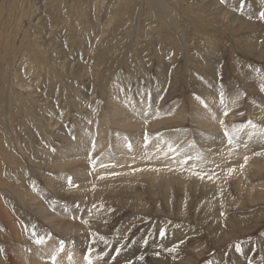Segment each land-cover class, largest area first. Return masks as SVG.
I'll use <instances>...</instances> for the list:
<instances>
[{
	"label": "rangeland",
	"instance_id": "1",
	"mask_svg": "<svg viewBox=\"0 0 264 264\" xmlns=\"http://www.w3.org/2000/svg\"><path fill=\"white\" fill-rule=\"evenodd\" d=\"M16 1L0 0V98L2 102L10 98L5 114L11 127L0 124V176L10 191L0 186V264H6L7 255L17 264L19 246L31 251L43 247L34 243L33 226L39 235L50 234L47 243L63 240L69 248L80 236L83 255L89 232L105 236L109 245H93V264H264V169L249 171L247 186L241 188L224 177L222 187L173 184L165 190L138 183L135 193L111 190L129 185L125 181L108 189L100 183L95 191L90 184L81 192V183L78 188L69 187L68 172L61 175L49 162L84 126L96 133L100 128L118 130L108 119L109 100L122 104L134 100L136 93L145 100L150 92L156 101L153 108L158 107L161 114L149 119L143 132L176 133L187 153L197 148L194 136L200 132L191 113L204 108L195 97L207 104L216 101L215 110L210 103L209 107L220 116L217 90L221 82L231 109L224 118L229 127L249 119L264 127V92L260 90L264 20L259 18L264 0H28L22 24L10 21ZM163 3L173 13L182 43L160 22ZM21 84L30 93L22 95ZM237 94H241L238 107L231 103ZM151 122L162 125L151 129ZM4 127L11 131L16 148ZM46 133H51V141ZM94 139L97 143V136ZM189 142L195 147H188ZM255 143L256 149L264 145ZM96 153L93 158L104 152ZM6 155L10 161L2 158ZM242 160L236 157L234 166L239 167ZM54 177L64 189L62 194L49 192L52 202L78 210L68 219L79 224L80 230L52 229L23 201L24 194L37 192L33 188L54 190ZM139 188L143 191L138 196ZM40 201L50 213L56 210L41 197ZM93 204L97 208L89 213ZM2 205L10 217L2 218ZM109 208L114 211L108 212ZM161 228L167 230L165 240L159 239ZM12 231L18 236L14 238ZM176 244V252L166 251ZM121 245L125 247L113 261ZM107 249L106 256L96 258Z\"/></svg>",
	"mask_w": 264,
	"mask_h": 264
},
{
	"label": "bare ground",
	"instance_id": "2",
	"mask_svg": "<svg viewBox=\"0 0 264 264\" xmlns=\"http://www.w3.org/2000/svg\"><path fill=\"white\" fill-rule=\"evenodd\" d=\"M143 1L144 0H141L140 3H142ZM29 3L30 2L28 0H27V2H26V0H17L15 3V6L13 7V10H11L12 12L10 15V21L12 20V22L15 21L14 23H16V24H18V23L22 24V22L24 21L23 18H25V16L27 17V10H29V9H27V7L30 5ZM16 5H17V8H16ZM31 7H33V4ZM162 12H163L162 16L164 15V17L160 18V22H163L162 24H166V26H168L170 28L171 33L176 34V37H178L180 39V42L182 43V39H181V37L177 31L179 27L177 26V24L174 21L173 13L171 14V11L167 9V7L164 3L162 4ZM21 19L23 20L22 22L20 21ZM19 27H20V25H19ZM17 30H18V27L16 26L14 31H17ZM183 50H185V48H183ZM19 87H21V89H22V91H21L22 95L30 93L28 90H26L29 88L28 86H23L21 84ZM2 96H3V94H2ZM135 96L136 97L134 100H131V101L124 100L122 104L109 100L108 110H109L110 117L108 119H110V122L113 123V125L115 124V126L118 127V130H116V131L112 130L111 131L109 129L110 130L109 131L108 129L101 130V128H100L96 133L94 131V129L86 128V126H84L85 127L84 128L82 126L83 128H80L78 130V133L76 134V139L73 142H69L68 144L64 145L62 148L58 149L57 153L54 154L53 159L52 160L49 159V162L52 164V168L59 170L61 172V175L63 174L62 172H64V171L68 172L67 175L72 178L74 184L81 183V186H80L81 189L79 190L81 192H84L83 190L87 189L90 186V184H93V183H95L96 185H99L101 183V184H103L104 188L108 189L111 187H117V185H116L117 183H119L121 185L125 181H128L129 185L120 186L119 188H113L111 190L114 192H123V189H124L125 192H127V193L134 192L136 189H138L137 188L138 183H140V184L144 183L147 185L150 184L151 186L159 187V188H162L165 190L169 189L170 185H173V184L185 185V186H189V187H203V188H210V187L217 186V185H218V187L219 186L222 187L223 182H224V173L223 172H221V178L219 180H217L215 183H212L211 181H209L207 183H202L198 179L190 177V175L186 172L185 173L168 172L167 170L161 171L159 173L146 170V171H142V172H136L133 175H122V176H119L116 178L110 177L111 179L108 178L107 180H96L95 179V176L97 174L104 173L105 169H98L97 173H93V175H91V176L89 175V166H88V161L86 160L87 159V151L90 150L91 139L96 137V136L98 139L97 143H96L97 144V150L99 152L100 151L104 152L103 153L104 155L99 156V157H101V159H104L105 161H107L108 159H112V160L117 161L119 163H125V162L131 163V157L133 154H135L136 159H137V163L133 164V167L149 168V167H162L163 166L162 162L155 160V158H154V161L150 164H146L145 162L140 160V153L143 151V149L141 147L142 136L144 134L143 130H144V128L147 127V124H145L144 120L136 114L144 106V104H143L144 96L141 97L137 93ZM146 96L147 95H145V97ZM110 97H111V95H108L107 99ZM151 98H152L151 99L152 105L154 104V106H155L156 101L154 100V97H152V95H151ZM1 99L2 98H0V100ZM9 102H10V98H8L7 101L4 100L3 102L1 100V103H0V124L1 125L4 124L10 129L11 127L9 125V121L6 118V114H5L6 107L9 108ZM209 103L212 105L214 110L216 107H218L215 105L216 101L214 102V100L210 101ZM209 103H208V105H209ZM217 110H218V108L216 109V111ZM258 112H260V111H258ZM191 118H192L193 122L199 126L198 129H200V132H198V134H196V136H194L195 140H196L197 148L192 149V151L188 149V153L189 154H195L197 151H203L206 156H209V155H212V152L218 151L220 146H221L219 138L222 136V131L220 129L219 124H217L216 121L210 120L208 118V110L200 106V108L194 109L192 111ZM161 122H155V123L151 122L148 125L151 129H153L154 127H156L158 125L161 126L162 125ZM50 126L53 128L55 126V123H53V125H50ZM4 129H5V127H4ZM91 129H92V131H91ZM45 132H47V131H45ZM5 133H6V137H7L8 141H10V143L12 144L13 149L16 148L17 144H16V141L14 140V138L11 134V131H8L5 129ZM163 134L166 138L176 140V142H178V140L181 141L176 133H169V134L163 133ZM180 135H181V133H180ZM240 135L243 139H246V135H244V134H240ZM46 136L48 137V141H51V139H49L51 136V133L50 134L46 133ZM125 137H127L128 140L133 144V146H134L133 147V153H129L127 147L124 146L125 145ZM89 138H90V141H89ZM62 139L67 141V138L64 136L62 137ZM254 142H255V140L251 143V150L250 151L246 152L243 148L239 149L231 158H229L230 162L223 165L224 167H235L234 165L236 164V161H235L236 157H242L243 158L244 154H247L251 157L248 164L243 169L242 173H241L239 167H236L237 171L229 178L230 180H235L236 185L239 188H241L243 186H247L246 178L249 175L248 174L249 171L255 170L257 173V171L260 172L262 169H264V160L262 159V157L252 156V151H260V150H262L260 148L261 147L263 148L264 145H257L258 149H256V148L252 147ZM256 143L258 144V142H256ZM180 146L182 147V144H180ZM149 147L151 148L152 145H149ZM101 149H103V150H101ZM210 150H212V151L210 152ZM13 151L16 153L19 150H13ZM41 151H42V153H44V155H45V153H47V150L45 147ZM96 151L94 152L95 154H97ZM22 152L23 151L21 149V155H22ZM2 158L6 159V161H10L9 155H6ZM214 158L217 159L218 161L221 159L219 156H216ZM237 161L239 162V160H237ZM52 162H54V163H52ZM108 171L129 172L130 169L127 166H125L124 168L108 169ZM0 174H1V162H0ZM32 174L34 176H38L34 172ZM56 176L58 177V175H56ZM4 183H5V181L0 176V186H3V188H1V187L0 188L2 190L9 191V190H7V188L5 189V187L3 185ZM53 187H54V190L52 189L51 191L47 190L48 188L47 189H41V190H35L33 188V191H37V192L35 194H29V193L24 194L25 197L23 196L24 197L23 201L25 202V204H27L31 208L33 214L39 216L52 229H56V230L60 229L64 232L69 231V230L72 231L73 229L80 230L79 224H75L76 223L75 221H73V222H75V223H73L68 219V216H70L71 214L76 215L78 210H75L74 207L69 208L67 206H65V207L60 206L59 204L54 205L52 202V199H51L52 195H50L49 192H52V193L58 192L59 194H62L61 190L64 189V184L62 183V181L59 178L54 177ZM140 190L141 189L139 188V193H137L138 196L142 195L141 192L143 190L142 191H140ZM27 192H30V190H28ZM81 192H80V194H82ZM11 193L13 194V191ZM87 194H88V192H87ZM119 194H121V193H119ZM131 195L133 196V193ZM40 197L42 198V200H45V202L51 204L52 207H55L56 210L54 209L55 211H53V213H50L42 201L37 202V200H39ZM202 203H203V201H202ZM2 208H3L2 218H5L4 215L6 216V218L10 217V215H9L10 213H9L7 207L5 208L2 205ZM9 227L12 228L11 225ZM11 233H13L14 238L18 236V233H16L15 231H12ZM78 233H80V231ZM74 243H75L74 247H71V248L64 246L63 252L57 251L59 248V241L57 244L53 240H50L48 243L43 245V247L37 249L36 251L34 249H33L34 251L26 250L25 248H23V246H22V250H21V246H19V248L16 249L17 250L16 262H18L17 264H52V262H49V260L51 261V255L53 253H55L57 255L56 264H86V261H84V259H83V248H84L83 240L81 239L80 236H78ZM14 262H15L14 259L11 256L7 255L6 264H14Z\"/></svg>",
	"mask_w": 264,
	"mask_h": 264
},
{
	"label": "snow or ice",
	"instance_id": "3",
	"mask_svg": "<svg viewBox=\"0 0 264 264\" xmlns=\"http://www.w3.org/2000/svg\"><path fill=\"white\" fill-rule=\"evenodd\" d=\"M223 3L224 0H221ZM261 20H264V12L260 13ZM123 91V89H121ZM130 90V89H129ZM260 90L264 92V85L261 86ZM218 96H219V108L221 110V115L218 116L215 112L211 111L209 105L200 97H195L205 109L208 110V118L210 120L216 121L220 129L222 131V136L220 139V148L216 152H212V155L206 156L203 151H197L195 154H188L184 148L180 146V143L176 142L173 139L166 138L163 133H157L155 135H150L147 131L143 134L142 139V149L143 151L140 153V160L145 162L146 164H150L155 160L161 161L163 166L162 167H149V168H142V167H133V164L137 163L136 155L133 154L131 157V163H119L112 159H108L105 161L101 159V157L93 158V153L97 150L96 140L93 138L91 140V147L90 150L87 151V158L90 161V169L89 175H93V173H97L98 169H105L104 173L97 174L95 176L96 180H105L110 177H117L122 175H133L136 172L142 171H153V172H161L167 170L168 172H178V173H188L190 177L196 178L202 183H207L211 181L215 183L217 180L221 178V172L224 173L225 181L227 178H230L236 171V167H224V164L230 162V159L239 149L243 148L246 152L251 150V143L255 140L258 143L264 144V127L254 123L251 119L247 120L246 123L233 127H229L228 123L224 118L228 117L229 112L231 109L228 107V99L224 90V85L221 82L218 87ZM143 95V94H142ZM241 94H237V99L232 100L231 103L234 106H239L237 100H239ZM162 99V97L160 98ZM143 108L139 110L136 114L140 116L145 124L149 122V119H158L161 117V114L158 110L153 108L151 103V93H147V98L143 101ZM240 115H244V113H239ZM247 130V131H246ZM240 133H245L246 139H243ZM215 138V137H214ZM75 139V136H73ZM182 143V141H181ZM149 145H152L150 148ZM125 146L128 149L129 153H133V144L125 137ZM188 147L194 148V142H189ZM212 150H210L211 152ZM104 154L102 153L101 156ZM219 156L221 159L218 161L214 157ZM252 156L256 157H264V149L260 151H252ZM250 156L247 154L243 155V163L239 165V169L241 173L243 169L248 164L250 160ZM127 166L130 171L129 172H119V171H108V169L112 168H124ZM219 170V171H218ZM68 186L69 187H76L78 188L79 185L74 184L71 177H68ZM96 184H92V191H95ZM77 209L80 207L79 204L74 205ZM97 205L93 204L92 208L88 210L89 213L92 212L93 209H96ZM103 206L101 205V209ZM108 212L114 211L113 209H107ZM74 219L76 217H73ZM81 223L84 225H88L87 220H82ZM32 236L34 238V243L37 246H43L47 243V241L51 238L50 234L47 236L39 235L35 227L33 226ZM89 239L88 247L86 252L83 255L84 261L86 264H93V253L96 252V249L93 245H97L103 243L104 245H109L108 239L100 235L99 233H92L89 232ZM167 238V230L161 228L159 230V239L165 240ZM132 243H135L133 241ZM143 243L147 245L148 239L145 238ZM180 243H183L181 241ZM125 245H121L115 249V254L111 257L114 261L117 256L120 255L121 251ZM179 247V244L173 245L171 248L166 249L168 252H176ZM110 249L105 250L103 253H97L96 258L102 259L103 256L108 254ZM240 249L237 248V251ZM58 252L64 251V241L61 240L59 243ZM156 256H159L160 253H154ZM139 260H143L144 257H138ZM57 255L53 253L51 255L52 264H56ZM132 264V262H129Z\"/></svg>",
	"mask_w": 264,
	"mask_h": 264
}]
</instances>
